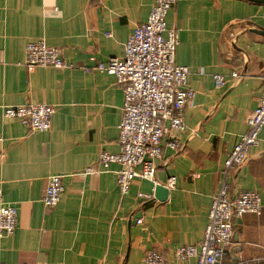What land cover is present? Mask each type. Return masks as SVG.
Returning a JSON list of instances; mask_svg holds the SVG:
<instances>
[{
    "label": "crops",
    "instance_id": "1",
    "mask_svg": "<svg viewBox=\"0 0 264 264\" xmlns=\"http://www.w3.org/2000/svg\"><path fill=\"white\" fill-rule=\"evenodd\" d=\"M154 3L0 0V187L19 214L15 232L0 233V261L142 264L155 251L167 264L196 262H179L174 252L200 245L225 162L260 104L264 2L176 0L169 9L168 25L179 30L176 61L189 66L188 85L197 91L185 112L186 146L172 150L166 136L154 178L138 179L122 194L121 166L103 170L100 156L120 151L124 89L114 73L96 66L124 55L126 41ZM39 39L73 65L28 67L26 46ZM234 70L242 75H232ZM217 73L225 75L224 83ZM29 103L55 107L50 130L32 131L4 118L6 106ZM89 167L96 172L87 173ZM52 175L61 176L65 191L49 207L42 198ZM228 181L232 194L257 192L263 210L233 220L222 264H264V128ZM157 185L168 190L166 198L156 197Z\"/></svg>",
    "mask_w": 264,
    "mask_h": 264
},
{
    "label": "built area",
    "instance_id": "2",
    "mask_svg": "<svg viewBox=\"0 0 264 264\" xmlns=\"http://www.w3.org/2000/svg\"><path fill=\"white\" fill-rule=\"evenodd\" d=\"M175 2L155 0L147 20L137 25L126 41L124 55L111 57L96 66L114 73L124 89L123 117L119 126L120 151L116 154L104 152L100 156L103 170L112 163L121 166L117 180L122 194L129 192L134 181L154 178L158 167L156 160L162 157L166 136H170L166 145L172 150L182 151L186 146L182 140L188 130L185 112L197 91L188 85L189 66L176 61L179 30L167 22L168 11ZM25 64L28 67L47 65L58 68L73 65L56 46L44 39L28 42ZM232 75L240 77L242 73L234 70ZM215 78L218 83H224L225 75L217 73ZM3 113L9 122L18 119L30 130L44 132L52 127L55 107L29 103L6 106ZM248 126V131L241 136L225 162L224 179L213 197L209 223L200 245L185 244L177 248L174 252L177 261L197 259L193 264H222L225 250L234 235L233 220L247 213H262L261 196L254 191L232 194L228 178L235 168L248 160L250 149L260 141L264 128V81L260 104L248 120ZM95 172L92 167L87 169V173ZM175 183L176 178L172 176L167 186L173 188ZM64 191L61 176L52 175L48 178L42 201L46 206H56ZM18 217L17 208L4 200L0 187V233L3 236L15 232ZM0 264L9 263L0 261ZM142 264H167V261L158 252L150 251Z\"/></svg>",
    "mask_w": 264,
    "mask_h": 264
},
{
    "label": "water",
    "instance_id": "3",
    "mask_svg": "<svg viewBox=\"0 0 264 264\" xmlns=\"http://www.w3.org/2000/svg\"><path fill=\"white\" fill-rule=\"evenodd\" d=\"M255 1H262V2H264V0H255ZM155 191H156V197L157 198H159V199L166 198V195H167L168 190L163 185H157ZM160 194L162 196H160Z\"/></svg>",
    "mask_w": 264,
    "mask_h": 264
}]
</instances>
